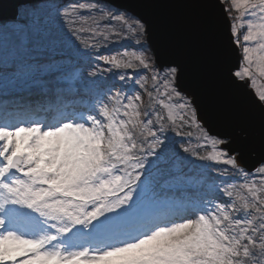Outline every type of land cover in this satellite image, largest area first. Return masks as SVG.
Instances as JSON below:
<instances>
[{"label": "snow or ice", "instance_id": "obj_1", "mask_svg": "<svg viewBox=\"0 0 264 264\" xmlns=\"http://www.w3.org/2000/svg\"><path fill=\"white\" fill-rule=\"evenodd\" d=\"M220 3L230 43L242 49L227 75L254 88L253 61L264 65V0ZM64 15L81 34L107 40L111 30L114 42H128L121 58L99 59L121 82L134 71L133 87L126 92L123 84L117 90L114 82L92 80L95 100L86 111L39 119L26 110L0 111V264H264V159L249 170L230 149L231 137L203 125L194 98L179 85V67L155 62L146 22L132 9L77 0ZM11 19L14 28L23 26L16 23L24 20L20 5ZM244 20L246 34L237 23ZM253 41L257 47L246 46ZM258 71L264 76V66ZM258 100L264 106V91ZM192 124L210 149L206 159L238 183L216 185L213 198L186 194L177 201L158 192L152 169L170 154L179 157L178 149L190 152L168 131Z\"/></svg>", "mask_w": 264, "mask_h": 264}, {"label": "rangeland", "instance_id": "obj_2", "mask_svg": "<svg viewBox=\"0 0 264 264\" xmlns=\"http://www.w3.org/2000/svg\"><path fill=\"white\" fill-rule=\"evenodd\" d=\"M76 2L77 0H44L23 7L24 20L16 21L23 24L20 28H14V22H0V111H17V105H30L33 102H40L39 106L54 105L41 109V113L33 112L38 119L49 117L56 110L86 111L95 100L94 94L89 90L93 87L92 80L114 82L117 90L123 84L126 92L133 87L131 79L135 78L134 71L128 70L125 74L130 79L121 82L107 71V65L99 59L100 55L109 54L121 58L128 42H114L117 38L112 36L111 30H106L107 40L75 31L79 25L70 24L64 14ZM87 23L91 24V19ZM237 23L244 25L239 31L246 34L247 21ZM120 27L117 25L115 30L119 31ZM97 41L100 46L93 47ZM258 43L259 41H253L246 46L257 47ZM77 44L80 53L87 55L77 53ZM150 54L153 55L152 51ZM261 66L264 65L258 59L253 61L254 88H251L257 96L264 91V76L258 71ZM93 72L99 74L93 77ZM145 88H152L150 74ZM135 91L142 96V109H148L150 100L145 91L138 85L135 86ZM61 100L63 102L59 103ZM151 105L167 116V112L160 109L155 98ZM201 135L195 124L191 127L178 126L175 131H168L170 139L175 140L177 145L184 144L190 152L184 153L182 149H178L179 157L170 154L168 158L156 162L157 166L152 171L157 190L162 196L177 201L186 194L213 198L216 195V185L222 186L228 181L238 183L231 176L220 174L223 165L206 159L210 149L204 147L205 141L200 139ZM193 152L194 155L191 154ZM149 160L154 158L150 156ZM219 199L226 198L220 196Z\"/></svg>", "mask_w": 264, "mask_h": 264}, {"label": "water", "instance_id": "obj_3", "mask_svg": "<svg viewBox=\"0 0 264 264\" xmlns=\"http://www.w3.org/2000/svg\"><path fill=\"white\" fill-rule=\"evenodd\" d=\"M44 0H0V22H14L22 8ZM132 9L147 25L146 41L158 65L178 66L179 85L192 98L203 125L231 137L251 170L264 159V106L247 82L237 83L227 67L239 59L230 43V20L220 0H111Z\"/></svg>", "mask_w": 264, "mask_h": 264}, {"label": "trees", "instance_id": "obj_4", "mask_svg": "<svg viewBox=\"0 0 264 264\" xmlns=\"http://www.w3.org/2000/svg\"><path fill=\"white\" fill-rule=\"evenodd\" d=\"M25 96V95H24ZM23 97V96H22ZM25 98V97H24ZM25 101V100H24ZM59 103L60 102H63V100H61V101H58ZM39 103L40 102H33V103H31L30 105L29 104H19V105H17V109H19V110H26V111H28V112H30V113H33V112H39V113H41V109H46V108H51V107H54V105L53 104H50L49 106H47V105H40L39 106ZM21 106V107H20ZM56 108H57V106H56ZM7 110V109H6ZM8 111H11V109H9ZM37 118H38V116H36Z\"/></svg>", "mask_w": 264, "mask_h": 264}]
</instances>
